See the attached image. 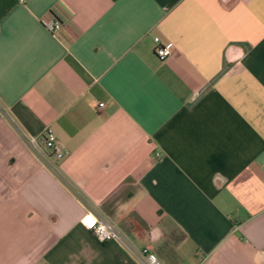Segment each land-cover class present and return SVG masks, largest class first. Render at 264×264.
I'll list each match as a JSON object with an SVG mask.
<instances>
[{
	"label": "crops",
	"instance_id": "crops-1",
	"mask_svg": "<svg viewBox=\"0 0 264 264\" xmlns=\"http://www.w3.org/2000/svg\"><path fill=\"white\" fill-rule=\"evenodd\" d=\"M88 209L167 264H264V0H0V264H137Z\"/></svg>",
	"mask_w": 264,
	"mask_h": 264
},
{
	"label": "built area",
	"instance_id": "built-area-1",
	"mask_svg": "<svg viewBox=\"0 0 264 264\" xmlns=\"http://www.w3.org/2000/svg\"><path fill=\"white\" fill-rule=\"evenodd\" d=\"M19 2H24V0H19ZM41 23L44 28L53 33V35L57 34L59 27H61L60 20L53 16L52 12H49L48 15L42 18ZM153 41L154 47H152V51L158 60L163 61L171 55V49L173 48L171 44H162L159 38L156 37L153 38ZM97 105L98 107H102L103 103H98ZM12 125L16 133L29 146L32 154L44 163L52 173L58 175L57 166L63 155L56 145V138L50 127L45 128L39 136H33L22 131L13 120ZM86 219L90 222L91 226L84 223ZM80 223L84 229L91 231L99 242H115L125 250L137 264H164L155 256L156 254L152 252L151 249L140 247L133 243L128 236L118 229L109 218L101 214L100 211L88 209L84 216L80 218ZM197 254H199V252H197Z\"/></svg>",
	"mask_w": 264,
	"mask_h": 264
},
{
	"label": "rangeland",
	"instance_id": "rangeland-1",
	"mask_svg": "<svg viewBox=\"0 0 264 264\" xmlns=\"http://www.w3.org/2000/svg\"><path fill=\"white\" fill-rule=\"evenodd\" d=\"M153 252H155V256L164 264H167L164 260H162L161 258L158 257V253L156 251H154L153 249H151Z\"/></svg>",
	"mask_w": 264,
	"mask_h": 264
},
{
	"label": "snow or ice",
	"instance_id": "snow-or-ice-1",
	"mask_svg": "<svg viewBox=\"0 0 264 264\" xmlns=\"http://www.w3.org/2000/svg\"><path fill=\"white\" fill-rule=\"evenodd\" d=\"M84 223H85V224H89V226H91V225H90V222H89L87 219L84 221Z\"/></svg>",
	"mask_w": 264,
	"mask_h": 264
}]
</instances>
